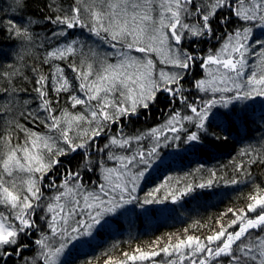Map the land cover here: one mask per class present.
I'll return each instance as SVG.
<instances>
[{
    "label": "snow or ice",
    "instance_id": "6c2138e0",
    "mask_svg": "<svg viewBox=\"0 0 264 264\" xmlns=\"http://www.w3.org/2000/svg\"><path fill=\"white\" fill-rule=\"evenodd\" d=\"M26 7V0H13V10ZM223 9L237 21L264 22V0H73L59 14L42 17L56 26L43 38L29 27L37 23L35 20L17 24L8 19L5 24L0 18V35L9 34L21 46L45 48L43 64L67 61L75 74L70 78L59 64L49 73L33 67L31 80L13 65H9L11 71L0 72L4 81L0 84V264H61L65 249L91 237L106 216L141 203L135 193L147 167L140 166L149 164L161 138L165 143L183 139L193 149L215 142L221 139L215 129L225 131L234 126V101L264 97V41L259 42L260 61L254 70L246 71L252 29L242 25L216 37L214 23L230 22L222 15ZM73 29L87 30L108 50L100 53L89 49L90 58L74 62L72 57L78 51L83 55L84 45L69 39ZM213 38L221 42L220 47L207 56L197 55L193 46ZM197 61L209 79L194 81L192 87L204 95L191 100L192 93L185 94L184 81ZM21 78L32 85L31 89L18 86ZM21 92H34L37 102L32 109L28 107L30 100L25 99L21 117L43 125L45 133L24 127L15 119ZM209 93L234 95L205 99ZM62 94H67L63 106L59 103ZM161 96L171 109L161 128L131 137L122 128L115 135L109 134L113 125L138 117ZM177 104L179 107H173ZM218 105L225 110L223 121L213 124L210 113ZM239 118L247 121L246 116ZM165 131L174 135H164ZM17 132L24 133L22 142L18 136L14 140ZM106 134L107 143L96 150L106 152L107 160L115 162L113 166H106L103 158L91 160L93 144ZM144 141L150 147L145 148ZM134 144L138 146L135 151ZM117 148L123 154H117ZM81 150L82 171L66 169L59 185H46L56 189L46 199L42 190L46 176L61 165V157ZM241 154L252 155L248 151ZM94 163L99 165V180L88 183L85 173L96 171ZM242 167L238 165L237 171ZM212 183L208 180L196 187ZM231 183L239 181L233 179ZM160 190L157 187L148 192L142 205L162 203L156 195ZM192 191L193 186L187 185L183 191L169 192L164 199L170 196L176 202ZM248 201L244 208H229L217 221L219 228L203 239L185 235L164 247L157 242L149 250L124 252L123 259L109 257L104 264H155L154 258L161 254L168 257L166 264H264V187L257 186ZM228 213L234 218L224 224L221 221ZM29 236L37 238L29 243ZM32 245L35 255L24 256Z\"/></svg>",
    "mask_w": 264,
    "mask_h": 264
},
{
    "label": "trees",
    "instance_id": "16d2710c",
    "mask_svg": "<svg viewBox=\"0 0 264 264\" xmlns=\"http://www.w3.org/2000/svg\"><path fill=\"white\" fill-rule=\"evenodd\" d=\"M73 0H26L27 7L23 10H13V0H0V18H3L6 24L8 19H12L17 24H24L27 20H35L37 23L29 27L34 34L43 38L46 32L56 27L49 24L42 17L56 15L60 10L71 6ZM51 7H48V6ZM222 15L228 16L229 23L213 25L216 37L223 36L226 32L241 26L252 29L249 41L246 60L248 70H254L261 59L262 51L259 44L264 41V22L258 19L250 22L237 21L235 17L230 16L228 9L222 10ZM258 16L261 13L257 14ZM47 24V28L45 25ZM74 33L69 39H78L83 42V55L78 51L72 57L74 62L90 58L89 49H94L103 53L108 50V46L103 44L96 37H90L87 30L81 32L79 29L70 30ZM39 43V41H37ZM217 39H208L206 42H199L193 46L197 55L204 57L220 47ZM45 48L29 47L27 44L21 46L20 41L9 38V34L0 35V72L11 71L9 65L19 67L22 74L29 80L34 78L33 67H39L43 73H49L54 70V65L59 64L64 68L67 76L74 77L75 74L67 66V61H52L49 64H43L42 59L45 54ZM18 57H23L19 59ZM197 64L187 73L184 81L185 94L192 93L191 100L197 96H203L192 87L197 79H209L206 72ZM215 67V66H212ZM4 81L0 80V84ZM18 86L22 89L26 85L31 89L32 85L27 80L19 79ZM67 94H62L59 98L61 106L65 104ZM213 95L219 96L234 95V93H209L205 99ZM34 92H21V99L13 113L16 120L24 127L34 131L45 133L47 130L43 125L32 123L30 118L21 117L25 112V99L30 100L28 107L35 109L37 102L33 99ZM236 112L232 119L234 126L231 130L225 131L215 129L221 136L220 140L212 143H205L202 147H188L183 139L181 141L169 140L167 143L161 138V143L157 153L150 158L148 165H141L140 169L147 167L145 175L137 184L136 196L139 197L140 204L133 203L119 210L117 214H111L104 218V223L93 229L91 237H87L70 244L65 249L60 258L61 264H104L109 257L123 259L122 253H132L134 249L149 250L158 242L159 247L166 246L170 241L175 242L177 238H183L185 235L204 236L211 234L213 230L219 228L217 223L221 220L224 213L229 208L234 210L241 209L249 202L248 197L257 186L264 187V97H253L249 100L234 101ZM173 107H179L174 105ZM171 109L167 100L161 96L159 101L152 105L148 110H141V114L133 116L131 121L124 119L122 123L113 125L109 134L115 135L121 128L127 136H135L141 132H147L152 128H161L165 125ZM225 110L219 105L210 113L213 124L223 121V112ZM238 113V115H237ZM190 114V113H189ZM247 117V121L239 117ZM7 119V117H5ZM191 127V126H189ZM192 130H195L194 128ZM164 135L172 136L173 133L165 131ZM183 137V133H180ZM19 137L23 141L24 133H14V140ZM107 143V134L97 138L91 148V160L96 162L103 158L106 166H113L114 161L107 160V153L97 152V146L103 148ZM145 148L150 147L148 141L143 142ZM138 146L133 145V151ZM117 154H123L120 149H114ZM242 151L251 152V157L242 155ZM61 165L46 176L42 182L45 198L51 197L56 189L49 188L51 182L57 185L64 179L65 170L82 171L84 163L82 150L69 157H61ZM250 160H256V163H250ZM242 165V170L237 171V166ZM96 171L85 173V181L90 183L99 180L100 169L98 164L92 165ZM137 171V169H133ZM215 173V176H213ZM250 174V175H249ZM236 179L237 184L231 181ZM212 180L211 186L204 188L196 187L201 183L206 184ZM163 185V187H161ZM187 185L193 186V191L182 196L176 202H172L171 197L164 199L169 192L183 191ZM160 187L156 193L162 203H153L151 205H142L145 195L153 189ZM43 214V213H41ZM234 217L231 213L223 216L221 221L227 224ZM187 230V231H186ZM38 235V234H37ZM37 236H29L27 242L33 241ZM157 247V251L159 250ZM35 255V246L24 251V256L31 257ZM17 258L12 257L15 261ZM168 257L164 254L154 258L155 264H166ZM143 264H152V262H143Z\"/></svg>",
    "mask_w": 264,
    "mask_h": 264
}]
</instances>
